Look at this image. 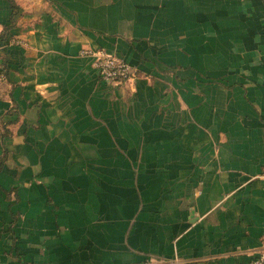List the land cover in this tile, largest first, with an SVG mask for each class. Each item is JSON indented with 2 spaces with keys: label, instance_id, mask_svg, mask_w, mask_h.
Instances as JSON below:
<instances>
[{
  "label": "crops",
  "instance_id": "crops-1",
  "mask_svg": "<svg viewBox=\"0 0 264 264\" xmlns=\"http://www.w3.org/2000/svg\"><path fill=\"white\" fill-rule=\"evenodd\" d=\"M0 58V264L264 253V0H0Z\"/></svg>",
  "mask_w": 264,
  "mask_h": 264
},
{
  "label": "built area",
  "instance_id": "built-area-1",
  "mask_svg": "<svg viewBox=\"0 0 264 264\" xmlns=\"http://www.w3.org/2000/svg\"><path fill=\"white\" fill-rule=\"evenodd\" d=\"M16 42L20 43L21 40H16ZM84 53L93 56V64L98 70L99 76L108 83L123 85L137 75V68L132 66L122 56L106 49L85 50ZM4 76V65L0 58V79H3ZM135 264H182V261L178 256L174 255L170 258L162 259L145 258ZM248 264H264V253H260Z\"/></svg>",
  "mask_w": 264,
  "mask_h": 264
}]
</instances>
